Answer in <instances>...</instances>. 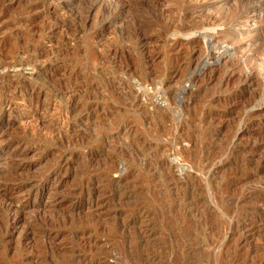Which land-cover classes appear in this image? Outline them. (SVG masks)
<instances>
[{"label":"rangeland","instance_id":"374dc122","mask_svg":"<svg viewBox=\"0 0 264 264\" xmlns=\"http://www.w3.org/2000/svg\"><path fill=\"white\" fill-rule=\"evenodd\" d=\"M0 96V264H264V0H0Z\"/></svg>","mask_w":264,"mask_h":264},{"label":"bare ground","instance_id":"6f19581e","mask_svg":"<svg viewBox=\"0 0 264 264\" xmlns=\"http://www.w3.org/2000/svg\"><path fill=\"white\" fill-rule=\"evenodd\" d=\"M229 13H230V12H229ZM183 14H184V13H183ZM185 14H186V13H185ZM187 15H188V14H187ZM233 15H234V14H233ZM189 16H190V14H189ZM230 16H231V15H230ZM215 17H216V16H215ZM228 17H229V16H228ZM211 18H212V17H211ZM213 18H214V17H213ZM204 19H205V18H204ZM206 19H208V17H207ZM226 19H227V17H226ZM228 19H229V18H228ZM232 19H233V18H232ZM219 20H220V19H219ZM224 20H225V19H224ZM202 22H203V21H202ZM217 22H218V20H217ZM217 22H216V20H215L214 23H217ZM231 23H232V22H231ZM185 28H187V27L185 26L184 29H185ZM180 29H181V28H180ZM189 29H190V28H189ZM143 39H144V38H143ZM114 49H115V48H114ZM109 50H110V49H109ZM115 50H116V49H115ZM111 52H114V50L111 51ZM110 54H111V53H110ZM113 54H114V53H113ZM39 55H41V54H39ZM38 58H40V57H38ZM26 59H27V58H26ZM31 59H32V58H31ZM28 60H29V59H28ZM30 62H31V61H30ZM51 62H52V61H51ZM25 64H26V63H25ZM249 75H250V74H249ZM247 76H248V75H247ZM250 76H251V75H250ZM3 77H4V76H3ZM15 78H16V77H15ZM27 78H28V77H27ZM247 78H249V77H247ZM5 81H6V80H5ZM19 81H20V80H19ZM30 81H31V79H30ZM18 85H19V84H18ZM33 85H34V84H33ZM9 86H10V84H9ZM9 86H8V87H9ZM31 86H32V85H31ZM35 87H36V86H35ZM14 88H15V87H14ZM8 89H9V88H8ZM15 89H16V88H15ZM35 90H36V89H35ZM8 91H9V90H8ZM20 91H21V90H20ZM23 95H24V94H23ZM15 96H16V95H15ZM29 97H30V96H29ZM0 98H1V96H0ZM33 98H34V97H33ZM2 99H3V98H2ZM5 102H6V101H5ZM5 102H4V103H5ZM4 103H3V104H4ZM7 103H8V101H7ZM7 106H8V105H6V106L4 105L3 107H1V109L5 111V109L9 107V106H8V107H7ZM10 108H11V107H10ZM12 108H13V107H12ZM9 110H11V109H9ZM11 111H12V110H11ZM12 166H13V165H12ZM15 166H16V165H15ZM19 166H20V165H19ZM17 167H18V166H17ZM13 168H15V167L13 166ZM1 169H2V168H1ZM60 169H61V168H60ZM2 171H3V170H2ZM11 171H12V170H11ZM58 171H59V170H58ZM5 172H6V171H5ZM3 174H4V173H3ZM8 174H9V173H8ZM56 174H57V172H56ZM51 175H52V174H51ZM9 176H10V175H9ZM12 177H13V176H12ZM14 178H15V177H14ZM9 179H10V178H9ZM12 180H13V179H12ZM12 180H11V181H12ZM17 180H18V179H17ZM9 181H10V180H9ZM6 183H7V182H6ZM15 183H16V182H15ZM19 183H20V182H18L17 184H19ZM31 183H33V182H31ZM4 184H5V183H4ZM22 184H23V183H22ZM25 184H26V182H25ZM0 185H1V184H0ZM6 185H8V184H6ZM12 185H13V184H12ZM3 186H4V185H3ZM3 186H1V187H3ZM19 186H20V185H19ZM27 186H30V185L28 184ZM32 187H33V186H32ZM4 188H5V187H4ZM7 188L11 189L12 187H11V186H8ZM15 188H16V187H15ZM12 190H13V189H12ZM31 190H32V189H31ZM3 191H5V190H3ZM32 191H34V190H32ZM18 192H19V191H18ZM3 193H4V192H3ZM12 193H13V192H12ZM5 194H6V192H5ZM8 194H9V193H8ZM34 196H35V195H34ZM5 197H6V196H5ZM5 199H6V198H5ZM5 201H6V200H5ZM5 201L3 200V202H5ZM11 201H12V200H11ZM1 202H2V201H1ZM11 203H12V202H11ZM5 204H6V203H5ZM8 204H9V203H8ZM12 204H13V203H12ZM15 204H16V203H15ZM13 206H14V205H13ZM7 207H9V206H7ZM11 207H12V206H11ZM12 208H13V207H12ZM12 208H11V209H12ZM4 209H5V208H4ZM7 209H8V208H7ZM8 210H9V209H8ZM13 210H14V209H13ZM15 212H16V211H15ZM8 213H10V212H8ZM8 213H7V215H8ZM61 215H62V214H61ZM52 219H53V218H52ZM57 220H59V219H57ZM16 221H17V220H16ZM47 223H48V222H47ZM49 224H50V223H49Z\"/></svg>","mask_w":264,"mask_h":264}]
</instances>
